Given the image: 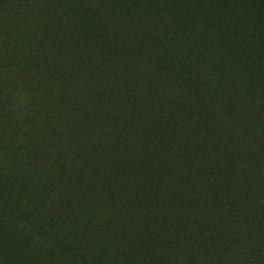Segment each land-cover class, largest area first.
I'll return each mask as SVG.
<instances>
[{"label":"rangeland","instance_id":"1","mask_svg":"<svg viewBox=\"0 0 264 264\" xmlns=\"http://www.w3.org/2000/svg\"><path fill=\"white\" fill-rule=\"evenodd\" d=\"M108 1L102 0L103 5ZM21 5L20 0H0V35L9 32L8 44L28 47L30 37L24 31L30 26ZM70 7L73 10L74 4ZM102 7L104 15L120 20L121 29L149 50L141 59L161 68L159 78L169 83L163 88L164 102L156 106L163 116L136 114L133 89L122 104L109 99L103 119L98 114L104 110H97L99 105L86 95L58 102L38 84L27 59L18 55L22 50L7 52L0 43V264H264V220L255 230L246 229L253 212V204L246 201L224 213L223 222L234 218L238 228L229 229L234 236L228 239L216 230L213 237L219 242L214 252L201 227L189 224L181 242L173 231V213L184 212L173 203V167L179 164L167 155L177 147L167 123L173 121L178 102L188 110L203 111L209 129L232 130L205 132L206 138L226 136L243 151L251 145L264 164V134H233L228 124L227 108L233 107L240 126L256 111L248 104L232 103L245 76L244 71L230 70L229 56L221 53L228 39L217 31V2L134 0L131 5L114 0L111 11ZM117 10L121 11L114 14ZM41 15L50 17L45 9ZM7 20L12 25L3 22ZM235 30L243 36L241 26ZM155 80L140 92L152 85L160 93ZM203 118L195 125L205 130ZM225 153L228 161L220 156L214 164L203 163L229 176L238 170L251 173L254 162L232 158L227 148ZM194 162H200L198 156ZM183 163L184 168L191 165L189 160ZM254 203L255 215L264 218V203L257 198ZM211 207L208 204L205 211ZM216 226L224 230L222 222ZM233 238L239 242L238 252L231 248ZM208 252L212 255L207 257Z\"/></svg>","mask_w":264,"mask_h":264},{"label":"trees","instance_id":"2","mask_svg":"<svg viewBox=\"0 0 264 264\" xmlns=\"http://www.w3.org/2000/svg\"><path fill=\"white\" fill-rule=\"evenodd\" d=\"M20 1L23 19L30 26L24 31L29 33L30 37V41L26 43L31 45L22 47L16 46V43L8 44L9 32L0 35V43L7 52L16 53L18 49L22 50L18 55L27 59L25 64L30 65L38 84L52 99L68 102L75 100L77 95L84 98L86 95L93 105H99L97 110H104L105 113L98 114V118L103 119L107 117L109 99H116V103L118 100V104H122L124 100H129L127 94L133 89L132 100L136 102L135 105L133 104L136 114L163 116L164 111L160 108L156 109V106L164 102L166 93L163 88H167L169 83L159 78L161 68L149 60L141 59L142 55L149 54V50L142 48L137 37L126 34L120 27V20L116 21L115 18L112 19L102 13V6L111 11L114 0H109L105 5L102 0ZM120 1L121 4L131 5L134 2V0ZM215 1L220 13L217 31L226 35L222 39L225 41L228 39L221 53L224 57L229 56L226 64L230 70L234 73L244 71L245 76L242 90L235 94L232 103L248 104L256 111L252 120L240 126L235 119L237 115L234 114L233 107L231 110L227 108L226 113L231 121L228 124L232 127L233 134H264V0ZM71 4H74L73 10L71 7L67 8ZM40 7L43 11L45 9L50 17L48 16L47 19L41 17L43 11H38ZM119 11L121 10H117L114 14ZM231 11H238L239 15L235 17ZM3 22L12 25V20ZM235 26L244 29L243 36L235 30ZM22 43L24 44L23 40ZM204 52L208 53L207 50ZM233 52H236V57H243L242 60L234 58ZM240 64L243 65L242 70ZM154 78L155 86L160 87V93L152 85L148 87L146 93L140 92V87L151 84ZM230 102L231 100L227 99L228 106ZM174 108L173 121L167 123V128L170 132L173 131V139L177 141V147L173 146V150H168L167 155L171 153L173 163L178 161L179 164L178 168L173 167V192L176 193L173 203L175 202L184 212H177V215L173 213V218L170 216L173 219V231L181 242L180 239L187 234L189 224L193 223L196 228L201 227L210 237L208 246L212 247L214 252L217 250L216 244L219 240L215 241L213 233L216 230L220 231L222 236L228 239L234 236L228 232L229 229L231 231L238 228L234 218V221L224 222L223 218L224 213L230 214L236 209L239 201L253 204L250 209L253 212L248 214L246 229L251 232L260 227L261 219L264 220L261 214L255 215L257 211L255 207L258 208V203H254V198L264 203L263 160L261 161L255 147L251 145L243 151L225 138L226 136L218 138L215 135L213 139L206 138L207 133L232 134V130L224 128V131L219 132L213 127L209 129L208 125L211 123L203 111L188 110L184 102H178L177 107ZM201 116L206 120H203L205 130L195 125ZM260 140L262 139L258 141ZM225 147L230 150L229 155L232 158H247L248 161L254 162L251 173L245 175V171L238 170L229 176L226 170L203 163L209 161L214 164V161L221 159L220 156L221 160L228 161ZM193 156L195 158L192 160ZM197 156L200 159L198 164L194 162ZM188 160V164L191 165L184 168L183 161ZM231 165L232 163L229 162V166ZM119 176L120 174L117 175ZM208 204L212 207L205 211ZM217 207L221 211L212 210ZM220 222L223 223V231L216 226ZM231 222L232 226L229 227ZM234 239L231 248H235V252H238L236 247L239 242ZM210 255L212 253L208 252L207 257Z\"/></svg>","mask_w":264,"mask_h":264}]
</instances>
